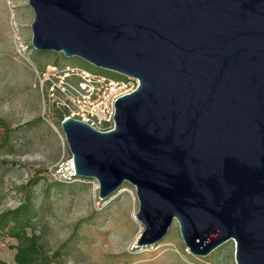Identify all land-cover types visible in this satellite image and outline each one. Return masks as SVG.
Segmentation results:
<instances>
[{"label": "water", "instance_id": "95a60500", "mask_svg": "<svg viewBox=\"0 0 264 264\" xmlns=\"http://www.w3.org/2000/svg\"><path fill=\"white\" fill-rule=\"evenodd\" d=\"M31 46L138 80L100 132L61 122L75 177L135 189L137 246L174 220L203 257L264 264V0H28Z\"/></svg>", "mask_w": 264, "mask_h": 264}, {"label": "rangeland", "instance_id": "374dc122", "mask_svg": "<svg viewBox=\"0 0 264 264\" xmlns=\"http://www.w3.org/2000/svg\"><path fill=\"white\" fill-rule=\"evenodd\" d=\"M28 0H0V213L29 193L38 238L35 264H236L229 240L203 257L185 247L179 225L150 246H137L144 226L129 183L104 200L94 179H64L71 153L61 129L68 116L59 87L67 68L116 79L77 57L31 46ZM91 69V70H89ZM117 80V79H116ZM17 241L0 235V260L15 264Z\"/></svg>", "mask_w": 264, "mask_h": 264}, {"label": "built area", "instance_id": "2783aa9c", "mask_svg": "<svg viewBox=\"0 0 264 264\" xmlns=\"http://www.w3.org/2000/svg\"><path fill=\"white\" fill-rule=\"evenodd\" d=\"M64 76L76 81L61 82L64 86L57 87L64 97L62 108L68 114L66 118L86 123L100 132L113 129L116 100L132 93L139 85L135 78L123 77L121 80H116L78 68H67ZM68 166V172L63 176L66 180L75 177L72 161Z\"/></svg>", "mask_w": 264, "mask_h": 264}, {"label": "trees", "instance_id": "16d2710c", "mask_svg": "<svg viewBox=\"0 0 264 264\" xmlns=\"http://www.w3.org/2000/svg\"><path fill=\"white\" fill-rule=\"evenodd\" d=\"M91 70V69H89ZM117 80L123 76L115 75ZM78 178V177H75ZM36 216L35 206L29 193H25L20 204L0 213V235L8 236L17 241L14 253L15 264H35L38 254V238L33 228ZM0 264H8L0 260Z\"/></svg>", "mask_w": 264, "mask_h": 264}]
</instances>
